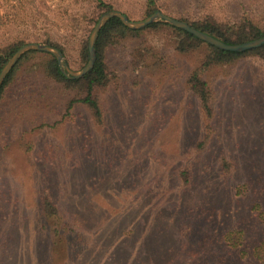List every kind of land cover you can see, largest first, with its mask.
Masks as SVG:
<instances>
[{
  "label": "rangeland",
  "instance_id": "obj_1",
  "mask_svg": "<svg viewBox=\"0 0 264 264\" xmlns=\"http://www.w3.org/2000/svg\"><path fill=\"white\" fill-rule=\"evenodd\" d=\"M108 1L130 20L149 16L145 0ZM158 2L174 18L264 27V0ZM89 8L0 0V46L51 38L79 71ZM174 39L163 27L107 50L102 122L67 108L77 92L39 74L43 57L21 64L0 100V264H264V60L207 69L208 116L186 82L207 47L180 54ZM139 46L147 59L133 70Z\"/></svg>",
  "mask_w": 264,
  "mask_h": 264
},
{
  "label": "trees",
  "instance_id": "obj_2",
  "mask_svg": "<svg viewBox=\"0 0 264 264\" xmlns=\"http://www.w3.org/2000/svg\"><path fill=\"white\" fill-rule=\"evenodd\" d=\"M144 6L145 16H148L155 11L164 10L158 0H145ZM114 9V5L108 0H90V8L88 12H85L80 16L81 21L85 23V28L83 30L84 34L78 39L77 49L78 58L82 65L86 64L89 57L88 36L91 28L96 24L98 17L102 13ZM175 18L182 20L197 30L205 32L227 44L243 43L260 38L264 35V27L246 15L239 17L233 22L221 21L210 13L202 14V16L194 19L184 16H178ZM163 27H167L173 32L175 37L174 50L180 54L193 52L200 45H205L207 47V52L200 59V64L189 72L186 82L189 91L193 93L199 101L200 107L208 116L211 113L210 103L212 92L209 83L205 80L202 74L212 65L228 64L244 56H254L264 60V45L243 52L224 51L167 23L153 22L143 29H130L125 26L119 18L113 17L109 19L98 32L94 44L96 54L94 64L83 76L76 79L67 78L60 71L54 56L45 52L28 51L22 55L16 65L5 77L0 86V100L3 98L6 91L12 86L22 63L29 58L43 57L40 59L41 61L37 63L39 74L56 83H62L67 88L73 89L77 92L76 96L69 101L67 108L70 109L77 104H82L90 110L96 121L102 122V112L96 96V91L99 88L106 86L111 79V74L106 63L107 50L118 45L125 39L140 37L145 30H157ZM41 42L57 48L63 55H65V46L63 44L51 38L43 39ZM23 44L24 40L19 39L6 46H0V70L6 63L7 59ZM142 48L143 47L139 46L138 50L134 49L132 54L133 59L130 61L133 70L139 68V66L141 67L143 62L147 59L144 55V50H141ZM44 209L49 215H56L55 213H57L56 208L51 202H46ZM55 219H57V227L55 228V231H59L60 227H63V224L61 221L59 222L58 217H55Z\"/></svg>",
  "mask_w": 264,
  "mask_h": 264
},
{
  "label": "water",
  "instance_id": "obj_3",
  "mask_svg": "<svg viewBox=\"0 0 264 264\" xmlns=\"http://www.w3.org/2000/svg\"><path fill=\"white\" fill-rule=\"evenodd\" d=\"M116 17L121 20V22L127 26L130 29H143L146 26H148L150 23L153 22H163L167 23L169 25H172L176 28H179L181 30H184L196 38L200 39L201 41L215 46L218 49L224 50V51H232V52H243L246 50L258 48L262 45H264V35L260 38L243 42V43H237V44H227L225 42H222L221 40L205 33L200 30H197L196 28L192 27L188 23L179 20L177 18H174L172 16L166 15L161 11H155L154 13L150 14L148 17L139 20V21H133L130 20L124 13H122L119 10H110L107 12H104L99 19L97 20L96 24L93 26V28L90 31L89 37H88V52L89 57L87 60V63L83 66V68L79 71H72L68 67L67 63L64 60L63 54L60 50H58L55 47L38 43V42H30L21 45L6 61V63L3 65V67L0 70V86L2 85L5 77L7 74L12 70V68L16 65V63L19 61V59L22 57L23 54H25L28 51H38V52H45L49 53L52 56H54L57 65L60 69V71L67 77V78H80L83 76L87 71H89L95 61L96 54H95V40L97 38L98 32L100 31L101 27L111 18Z\"/></svg>",
  "mask_w": 264,
  "mask_h": 264
}]
</instances>
